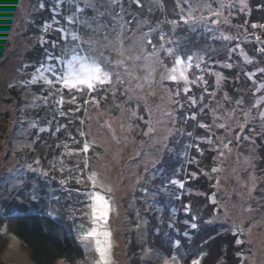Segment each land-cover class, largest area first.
Wrapping results in <instances>:
<instances>
[{
  "label": "rangeland",
  "instance_id": "obj_1",
  "mask_svg": "<svg viewBox=\"0 0 264 264\" xmlns=\"http://www.w3.org/2000/svg\"><path fill=\"white\" fill-rule=\"evenodd\" d=\"M42 1L0 0V211L3 201L16 198L30 210L61 216L83 247L79 264H129L124 236L131 227L127 217L133 215L128 207L132 196L156 201L155 195H182V190L204 201L206 194L196 184L200 178L213 183L210 201L215 198L221 208L219 217L226 212L230 230L245 232L243 264H264V159L255 162L258 148H264L261 1L174 0L171 9L176 8L177 17L203 30L201 43L190 47L186 61L175 56L178 50H167L163 59L154 51L156 45L148 44L145 30L155 25L153 16L147 10L144 18L135 5L165 12L158 0H44L48 6L41 10ZM76 3L81 9L76 10ZM37 13L42 23L48 22L42 25ZM171 22L169 32L179 25L178 20ZM158 25V30L166 29ZM42 47L57 59L45 61L44 70L23 63L28 52L36 56ZM223 69L234 70L248 83L246 107L231 111L228 102L216 99L217 90L209 94L210 125L197 118L202 131L194 127L193 142L180 143L189 145L183 161L197 155L191 149L197 143L211 152L210 160L201 167L193 158L192 168L183 165V175L194 181L178 182L171 175L165 187L154 167L167 147L174 148L178 118H189L197 96L205 95L204 71L220 84ZM49 71L55 76L47 75ZM11 83L15 85L7 89ZM44 95L64 100L57 113L68 124L63 133L73 139L42 134V122L35 117L49 114ZM190 117L196 119L195 114ZM184 140L190 139L186 135ZM83 143L90 149L69 150ZM60 151L66 156L61 158ZM213 207L207 204L209 211ZM0 233L9 237L5 262L34 264L5 224ZM141 260L177 264L147 247Z\"/></svg>",
  "mask_w": 264,
  "mask_h": 264
},
{
  "label": "trees",
  "instance_id": "obj_2",
  "mask_svg": "<svg viewBox=\"0 0 264 264\" xmlns=\"http://www.w3.org/2000/svg\"><path fill=\"white\" fill-rule=\"evenodd\" d=\"M260 1L261 26L264 30V0ZM42 2V5L38 4L39 8L41 10H43V8L46 10V6L48 5L44 3V0ZM161 3L162 6L165 4L166 13L161 11V9L152 10L135 5L137 8H140L139 10L144 18L148 11L149 14L153 16L150 18L151 21H149L154 22L155 25L145 30L149 34L148 44H150L152 48L155 45L156 49L159 47L157 50L151 49L157 52L159 57L163 59L167 50L172 52L178 50L179 53L177 55L174 53L175 56L186 61L191 57L190 47L195 45L196 48H198L197 44L201 43L200 40L203 38V30L201 28H193L177 17L176 8L175 11L174 8L171 9V7L174 6V0L157 1L158 6ZM78 5H80V3L75 4L76 10L81 9ZM37 14L42 25L48 22L44 21V23H42V14ZM65 18V20L68 21V18ZM176 20L179 21V25L176 27L172 26L169 32L167 28H170V24H172L171 21L174 22ZM158 21L165 25L166 29L158 30ZM150 22H147V24ZM153 28H155L156 31L152 30ZM38 30H41V28H38ZM54 30L60 33L59 29L55 28ZM150 33L154 34L152 38L149 37L151 36ZM162 34H165L164 39ZM50 35L55 37L54 40H56L58 44L60 41L62 42V39L59 37L56 38V36L51 33ZM47 39H49V37ZM151 43H153L154 46ZM40 49V52H37L36 56H33L30 50L31 52H28V56L23 60V63L34 67L38 66V68L44 70L45 61L48 62V60L57 59V57H51V55H49L50 51L45 47ZM36 71H38V69H36ZM53 72L49 71L47 75L54 77L55 73ZM221 72L223 73V81L217 84L213 75L205 73L204 71L202 78L206 84L204 90L207 91H204L205 95L202 93L203 97L199 98V95L197 96L194 107L189 110V112H193L189 114V118L179 116L176 128L177 136L175 135L177 138L172 141L174 148L168 150L167 147L161 155V161L154 167L156 173L159 172V174H161L160 180H163L162 184H164L165 187L166 185L168 186L171 175H175L178 182H193L194 178L188 177V175L184 177V167L188 166V168H192L193 161L196 160H198V164L202 167L204 160H210L211 152L202 145L197 147L200 143H197V145L194 143L196 146H191V149L194 148L197 155L194 153V155L189 154L187 155L188 158L185 155L186 159L183 161L182 158L184 154L188 152L186 150L189 145H181L182 143H180L181 140L185 143L193 142L191 140L194 132L193 128L195 127L199 132L202 131V128L196 124L198 121L201 120L206 126L210 125L208 113L211 109L207 107V105L213 100L209 98V94L217 90L219 96L217 95L216 99L223 98L225 104L228 102V104L231 105L230 109H233L231 111H239L240 108L243 110L244 106L246 107L247 97L250 96L247 87L248 83L246 84L243 76L236 74L232 69H223ZM28 83L32 84V81ZM16 84L18 85L19 83L17 82ZM14 85L15 83H11L7 86V89L9 88L11 90ZM51 96L44 95L45 101L49 104L48 107H50H47L49 114L39 113V109L38 113L40 115L37 114L35 117L36 121L42 122L41 125L44 127H42V132H45L42 134L52 135V133L55 132V136L60 137L61 140L66 141L68 138L73 139V134L63 133V130H66L68 124H65V119H62L63 115L59 112L57 113V110L61 109L64 100L57 96H54V100H52ZM215 103L219 106L218 101ZM235 104L237 105L232 108V105ZM192 114L196 115V117H194L196 119L191 120L192 118L190 115ZM199 116H201V118ZM44 119L48 123V129L44 126L46 125ZM31 121L32 120H30V122ZM186 135L191 141L184 140V136ZM204 135H206V133H204ZM76 139L77 141L78 139L80 140V135H78ZM92 145L94 146V144ZM84 146L85 143H83L82 147L78 146V149L71 147L69 150L87 151L91 147L90 145ZM201 152L207 153L206 157L200 158L199 155ZM257 153L258 155L255 162L261 164V161L264 159V148L260 146ZM59 156L62 158L66 155L64 152L60 151ZM194 171L197 172L196 169H194ZM156 173L154 176L159 175ZM199 181L200 178L197 180L196 184L198 189L206 194L204 195V201L198 200V196L196 195H186V192L182 190L180 191L182 195H155L158 197L156 201L147 200L143 195L132 196V201L128 203V205L130 204L128 207L133 209V215L127 217L131 227L124 236V249L127 253V257H129V264L144 263L141 260V252L144 247L166 257L174 258L177 264H243L245 256V232L242 229L240 230V227H237L235 230H230L229 223L226 220L228 214L223 212L221 213L223 214L222 217H219V212H222L221 208L217 207L215 198L210 201L211 195L209 194L213 190L212 181H208L209 183L207 180ZM74 187H76V185H74ZM76 196L77 202H83V197L81 195ZM5 201H3V206L0 211V226L5 224L6 231L20 242L32 263L55 264L57 261L61 260L65 264H79L84 259V250L79 243L77 234L73 232L65 221H63L61 216L59 218H53L38 209L30 210L28 206L23 202H18L16 198H10ZM65 201H71V199L67 197ZM71 203L73 202L71 201ZM207 204L214 205L212 211L207 209ZM218 209L220 210L219 212ZM137 215H139L138 218ZM224 219L226 222L223 221ZM232 236L234 237L231 241H225L226 238ZM8 242L9 237L4 233H0V264H9L2 258Z\"/></svg>",
  "mask_w": 264,
  "mask_h": 264
}]
</instances>
